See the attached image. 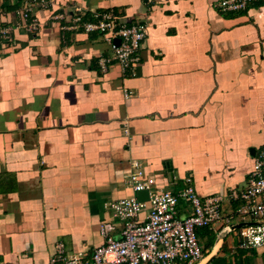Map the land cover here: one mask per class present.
Listing matches in <instances>:
<instances>
[{
    "label": "crops",
    "instance_id": "crops-1",
    "mask_svg": "<svg viewBox=\"0 0 264 264\" xmlns=\"http://www.w3.org/2000/svg\"><path fill=\"white\" fill-rule=\"evenodd\" d=\"M21 3L0 0V28H11L0 36V264H49L59 241L90 255L102 222L118 236L108 205L136 195L131 159L159 187L188 180L234 213L228 189L264 150V2L231 12L218 0H55L32 13L36 33L17 27ZM75 8L146 25L128 77L116 64L100 71V34L65 28ZM225 226L196 229L195 264H264V244L241 246Z\"/></svg>",
    "mask_w": 264,
    "mask_h": 264
},
{
    "label": "built area",
    "instance_id": "built-area-1",
    "mask_svg": "<svg viewBox=\"0 0 264 264\" xmlns=\"http://www.w3.org/2000/svg\"><path fill=\"white\" fill-rule=\"evenodd\" d=\"M55 0H22L18 10L21 22L17 27L29 33L39 31V20L33 16L38 9L49 8ZM264 0H218L222 11L236 12L250 4ZM66 29L98 33L108 44L109 56H99L98 66L106 73L111 64H116L122 78L128 77L130 69L140 59V50L146 31L144 23L120 25L113 11L92 12L88 18L75 8ZM2 38L11 39V28H0ZM116 40L118 42L116 43ZM124 97L131 96L123 89ZM123 131L129 134L127 123ZM131 169L125 177L126 184L137 193L146 191V200L136 195L110 202L108 207L119 221V235L115 225L102 222L99 233L102 244L90 255L84 251H67L63 242L54 245L49 264H195L203 256L196 229L223 222L230 231L237 230L239 242L244 247H259L264 244V150L254 156L253 169L244 186L231 187L227 196L241 203L232 215L226 216L222 209V195L200 197L193 186L185 180L177 191L159 187L152 175L145 173L138 159L130 160ZM179 205L185 214L179 212ZM145 211L143 220H138ZM235 217L236 222L231 218ZM238 228L240 220L247 223Z\"/></svg>",
    "mask_w": 264,
    "mask_h": 264
},
{
    "label": "water",
    "instance_id": "water-1",
    "mask_svg": "<svg viewBox=\"0 0 264 264\" xmlns=\"http://www.w3.org/2000/svg\"><path fill=\"white\" fill-rule=\"evenodd\" d=\"M118 42V40H116V43ZM136 196H137V198L139 199V200H146L147 199V196H146V191H144V190H141V191H138L137 193H136ZM244 224H256V222H247V223H237V224H235L234 225V227L235 228H238V227H240V226H242V225H244ZM228 228V227H227ZM229 229V228H228Z\"/></svg>",
    "mask_w": 264,
    "mask_h": 264
},
{
    "label": "rangeland",
    "instance_id": "rangeland-1",
    "mask_svg": "<svg viewBox=\"0 0 264 264\" xmlns=\"http://www.w3.org/2000/svg\"><path fill=\"white\" fill-rule=\"evenodd\" d=\"M199 241V240H198ZM201 245V244H200Z\"/></svg>",
    "mask_w": 264,
    "mask_h": 264
}]
</instances>
